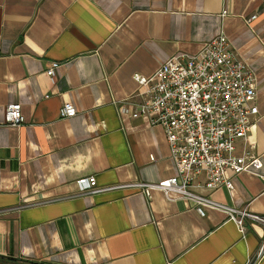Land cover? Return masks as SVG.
I'll use <instances>...</instances> for the list:
<instances>
[{"label": "crops", "instance_id": "obj_1", "mask_svg": "<svg viewBox=\"0 0 264 264\" xmlns=\"http://www.w3.org/2000/svg\"><path fill=\"white\" fill-rule=\"evenodd\" d=\"M220 33L255 80L248 144L260 165L228 173L231 191L200 193L264 216V0H0V257L39 264L254 260L259 225L241 233L222 211L200 217L161 191L79 194L76 186L88 177L106 188L175 176L163 130L119 116L117 105L137 93L135 75L150 78L170 57L195 54ZM53 62L54 81L47 74ZM11 104L21 107L18 127L4 123ZM64 104L74 117H59ZM253 263L264 264V253Z\"/></svg>", "mask_w": 264, "mask_h": 264}, {"label": "built area", "instance_id": "obj_2", "mask_svg": "<svg viewBox=\"0 0 264 264\" xmlns=\"http://www.w3.org/2000/svg\"><path fill=\"white\" fill-rule=\"evenodd\" d=\"M57 68L58 63L53 62L47 69L52 81ZM134 81L138 91L117 105L118 115L163 130L175 176L157 184L134 182L106 188L97 187L94 177L82 178L76 181L79 194L135 189L148 197L156 190L168 199L190 203L200 217L205 216L207 209L222 211L241 233L247 226L259 225L263 228L261 242L254 260L247 263L254 264L264 253V216L221 205L200 193L218 187L231 191L228 173L236 176L260 165L248 144V134L257 116V108L252 104L255 80L251 70L220 33L197 53L176 54L150 78L135 75ZM75 115L71 104L59 109L61 119ZM23 122L20 105L5 108L6 125L18 127Z\"/></svg>", "mask_w": 264, "mask_h": 264}, {"label": "trees", "instance_id": "obj_3", "mask_svg": "<svg viewBox=\"0 0 264 264\" xmlns=\"http://www.w3.org/2000/svg\"><path fill=\"white\" fill-rule=\"evenodd\" d=\"M0 261H4V262H7V263H13V264H17L19 263L18 261L16 260H12V259H3L2 257H0ZM19 264H39V263H34V262H31V261H20Z\"/></svg>", "mask_w": 264, "mask_h": 264}]
</instances>
